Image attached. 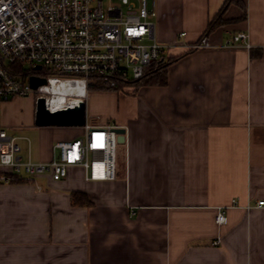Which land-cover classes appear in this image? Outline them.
Segmentation results:
<instances>
[{"label":"crops","instance_id":"obj_1","mask_svg":"<svg viewBox=\"0 0 264 264\" xmlns=\"http://www.w3.org/2000/svg\"><path fill=\"white\" fill-rule=\"evenodd\" d=\"M223 2L156 0L154 36L174 57L164 82L88 91L107 104L87 120L125 128L114 179L70 166L58 180L0 181V264H264V0L232 1L228 21L205 34ZM239 31L249 46H224ZM203 34L212 46L185 48ZM9 100L7 131L22 127L5 119ZM49 128L34 159L30 139L8 132L27 141L23 158L29 149L46 161L73 134ZM73 191L89 203H73Z\"/></svg>","mask_w":264,"mask_h":264},{"label":"built area","instance_id":"obj_2","mask_svg":"<svg viewBox=\"0 0 264 264\" xmlns=\"http://www.w3.org/2000/svg\"><path fill=\"white\" fill-rule=\"evenodd\" d=\"M155 8L156 0H0V107L14 96L31 92L43 96L47 105L52 81L80 82L86 97L90 85L115 87L119 81L142 77L148 64L170 58L171 46L154 36ZM239 44L249 46L243 31L233 34L224 46ZM184 46L192 50L212 43L202 35ZM25 63L30 64L27 70ZM30 75L42 76L46 82L32 89ZM63 126L80 128V135L56 139L46 161L32 160L29 149L23 158L18 137L0 126V181L21 173L27 177L48 173L58 180L70 166L81 167L87 180L114 179L115 125L92 124L85 114L82 124ZM257 204L263 205L264 200ZM223 208L215 218L220 224L226 220Z\"/></svg>","mask_w":264,"mask_h":264},{"label":"rangeland","instance_id":"obj_3","mask_svg":"<svg viewBox=\"0 0 264 264\" xmlns=\"http://www.w3.org/2000/svg\"><path fill=\"white\" fill-rule=\"evenodd\" d=\"M117 1V0H112ZM153 19V18H152ZM30 67L29 63H25L23 68L28 69ZM96 85V84H95ZM104 86V85H103ZM117 86V85H116ZM115 86V88H116ZM114 88V87H110ZM132 88H134L133 84H122L119 86L117 92H127L131 91ZM90 90H98L94 85H90L88 87V91ZM105 90V89H103ZM106 91H112V90H106ZM94 93H88V96L86 98V117L90 116V112L93 110H97L98 108L102 107L104 104H107L106 100H101L93 95ZM35 98L36 93L31 92L27 95H21V96H15L13 99L9 100L8 103H6V112H5V119L6 121L9 120L11 123L15 125H21L22 127L20 129H8L11 133H15L18 135H24L30 139V151L31 155L34 157L39 156L40 153V142L42 140V136L46 133H50V131L58 130L57 128H49V127H57V125H43L38 126L34 122V109H35ZM109 121H112L111 119ZM67 127V126H62ZM6 129V128H5ZM72 135L70 136H79L80 130L72 128ZM20 146L22 150L20 153H24L26 146L28 145L27 141L19 140ZM117 155L118 159L121 156V154H124V144L118 143L117 144Z\"/></svg>","mask_w":264,"mask_h":264},{"label":"water","instance_id":"obj_4","mask_svg":"<svg viewBox=\"0 0 264 264\" xmlns=\"http://www.w3.org/2000/svg\"><path fill=\"white\" fill-rule=\"evenodd\" d=\"M36 69H40V65H35ZM46 82V79L38 75H30L28 83L32 89H36L38 85ZM85 102L83 99H76L73 106H66L55 110H50L43 96L35 98L34 122L38 126L43 125H80L84 121ZM117 133L118 143L124 141L125 128L115 125L113 127Z\"/></svg>","mask_w":264,"mask_h":264},{"label":"trees","instance_id":"obj_5","mask_svg":"<svg viewBox=\"0 0 264 264\" xmlns=\"http://www.w3.org/2000/svg\"><path fill=\"white\" fill-rule=\"evenodd\" d=\"M234 0H224L221 8L219 9V11L208 21L207 24V28L205 30V34H207L208 32L212 31L213 29H215L217 26L219 25H223L225 24L228 20L223 18V14L226 11L228 5ZM204 35V34H203ZM202 36V35H201ZM200 36V37H201ZM174 60V57H170L168 58L166 61H153L150 64H148L145 67L144 70V74L142 75V77L138 78V79H134V80H129V81H119L117 82V86L116 88H110V87H106L103 86L101 84H96L94 85L96 87V89L98 90H112V91H117L119 86L122 84H133L134 89L143 84H147V83H162L164 82V78H165V67L172 61ZM39 73H43L42 71ZM72 202L75 204H82V203H89L88 198L86 197V195L81 192V191H73L72 194Z\"/></svg>","mask_w":264,"mask_h":264},{"label":"bare ground","instance_id":"obj_6","mask_svg":"<svg viewBox=\"0 0 264 264\" xmlns=\"http://www.w3.org/2000/svg\"><path fill=\"white\" fill-rule=\"evenodd\" d=\"M47 89L51 93L47 97V106L52 110L72 104L76 96L85 97V90L80 82L72 84L62 81L59 84H55L52 81L51 86L48 85Z\"/></svg>","mask_w":264,"mask_h":264}]
</instances>
